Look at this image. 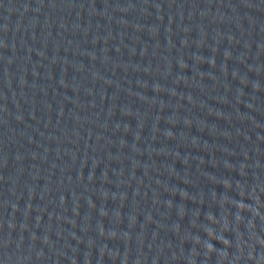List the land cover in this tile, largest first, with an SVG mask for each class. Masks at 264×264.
Here are the masks:
<instances>
[{
    "label": "water",
    "instance_id": "obj_1",
    "mask_svg": "<svg viewBox=\"0 0 264 264\" xmlns=\"http://www.w3.org/2000/svg\"><path fill=\"white\" fill-rule=\"evenodd\" d=\"M0 264H264V0H0Z\"/></svg>",
    "mask_w": 264,
    "mask_h": 264
}]
</instances>
